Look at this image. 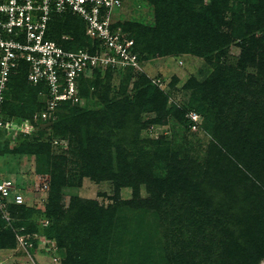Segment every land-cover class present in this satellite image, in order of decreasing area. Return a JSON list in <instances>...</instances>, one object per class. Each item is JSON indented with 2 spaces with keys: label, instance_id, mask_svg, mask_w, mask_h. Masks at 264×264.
I'll return each instance as SVG.
<instances>
[{
  "label": "trees",
  "instance_id": "1",
  "mask_svg": "<svg viewBox=\"0 0 264 264\" xmlns=\"http://www.w3.org/2000/svg\"><path fill=\"white\" fill-rule=\"evenodd\" d=\"M141 1L153 7V26L125 21L116 25L133 40L143 71L133 73L131 70L113 71L94 67L81 74L78 86L79 98L85 99L103 91L102 87H107L104 90L109 91L107 83L113 77L127 76V80L135 77L141 88L134 99L101 96L106 108L94 121L92 113L82 110L80 103L60 102L51 127L57 135L74 143L76 147L71 145V151L77 153L84 176L111 180L116 191L120 187L131 188L132 198L104 209L95 201L71 197L64 207L60 204L58 191L42 212L37 210L34 214L47 222L46 226H39L40 220L30 219L27 215L33 213L36 206L26 200V194L32 195L33 192L34 162L40 155V149L44 147L49 153L50 143L33 148L24 144V147L6 150L0 153V158L12 156L17 169L21 166L25 168L29 181L26 193H21L23 204L8 206L13 220L11 227L0 219V250L17 248L16 235H31L33 241L29 242L30 247L38 244L33 238L35 236L44 238L49 244L54 242L60 264H91L103 256L104 264L108 243L102 244L100 233L104 236L106 232L114 231L116 212L142 204L139 182L157 186L161 192L155 194L154 200L160 203L164 198L169 205L175 206L168 214L170 224L175 226L172 245L177 248L172 264H210L212 261L208 260L214 254L218 258L211 264H258L264 258V77L262 83L257 81V84L253 79L244 77L231 81L229 73L218 67L202 82L190 78L186 87L200 95L201 104L181 109L173 107L170 111H176L186 133L191 132L193 125L188 114L195 113L201 118L197 126L203 128L211 139L206 163L197 165L189 162L185 165V160L176 158L178 153L173 152L171 155L174 158H171L169 148H161L159 142L157 146L160 148L153 150V156L168 163L167 176L160 180L152 178L150 172L147 175L145 168L137 167L133 159V143H138L142 127L159 124L157 116H163L159 113L165 108L167 98L158 90V84H152L144 66L155 57L176 59L183 55H195L204 59L206 64L219 63L227 53L231 37L240 33L219 35V24L223 23L221 8L227 9L225 1L222 5L223 0ZM251 1L254 6L257 0ZM263 18L264 3L248 11L243 26L247 35L256 31ZM229 24L234 25L233 22ZM47 39L67 51L81 49L93 53L97 44L86 36L84 23L70 13L52 17ZM257 43L252 35L241 44L244 63L241 67L255 64ZM233 91L236 94L229 95ZM152 92L150 99L148 95ZM46 93L44 85L28 83L27 66L23 63L9 78L1 115L5 121L18 125L25 120L29 122L31 132L17 131L23 140L33 137L37 125L33 116L44 110ZM156 104L159 108L155 107ZM152 109L157 116L142 124L139 115L147 111H151L147 114L154 112L156 115ZM5 133L8 134L0 129V134ZM10 135L13 134L10 132ZM132 137L136 140H131ZM163 144L165 147L166 144ZM111 147L116 149L114 158L110 153ZM63 185L65 183L61 187ZM200 239L209 241L210 252L206 247L200 252L195 251L202 247L198 244ZM177 241H185L186 247L180 249ZM113 248L116 247H110ZM201 253L206 256L205 260Z\"/></svg>",
  "mask_w": 264,
  "mask_h": 264
},
{
  "label": "rangeland",
  "instance_id": "2",
  "mask_svg": "<svg viewBox=\"0 0 264 264\" xmlns=\"http://www.w3.org/2000/svg\"><path fill=\"white\" fill-rule=\"evenodd\" d=\"M122 1V8L117 16L120 20L137 23L142 26L154 25V11L149 3L141 0ZM224 1L227 3V9L222 7L221 13L223 23H225L219 24L218 33L219 35L231 36L233 32H239L241 36L238 34L237 37H231L232 40L227 53L220 59L219 63L206 64L204 59L195 55H183L176 59L155 57L144 66L152 84L154 83L153 80L159 79L161 81L157 83L159 85L157 88L167 98L165 108L159 113L165 119L163 116H157V112L153 109L156 115L154 112L147 114L151 111L139 115L141 123H148L155 116L160 118V122L159 124H149L142 127L137 137L138 143H133L135 144L133 148L135 154L133 153L134 155L132 154V156L137 162V167H144V172L147 175L150 172L152 178L162 180L168 173V163L163 160H157L159 158L153 156V150L156 151L160 148L157 146L159 142H161V148H169L171 158H174L171 155L173 152L178 153L176 158L179 161L185 160V165L189 162L197 165L206 163L208 145L211 140L210 136L204 132L203 128L198 126L195 129H191V132L186 133L176 111H170L173 107L181 109L190 106L196 107L201 104L200 95L195 94L192 92L193 90L186 87V82L190 78H195L198 82H202L210 72L218 67H223L225 72L229 73L230 76L228 77H230L231 81H234V78L239 80L244 77L247 80L253 79L256 84L257 81L262 83L264 77V18L261 25L255 29L256 31L251 32L249 35L245 32L243 26L246 23L248 11L251 9L255 10L257 6L261 7L264 0H259V2L257 0L254 6L251 0H223L222 5L225 4ZM138 5L140 6L138 7ZM231 22L234 25H230L229 23ZM252 35L258 42L255 48V64H246L241 67V65H244L241 59L243 56L241 44ZM126 77H113L109 83L104 82L109 84V91L104 90L107 87H102L103 91H99L97 95L92 94L85 99H80L79 105L82 110L92 113L94 121L96 118L99 119V116L102 115L106 108L104 99L101 96L133 100L141 88V84L137 82L138 79L135 77H129L128 80L125 79ZM89 92L91 93V90ZM235 94L236 92L234 91L229 93V95ZM148 96L151 99L153 92ZM155 107L159 108L157 104ZM55 117L54 114H51L47 115L46 119L36 118L34 124L37 125L31 139L23 140L22 137L17 135V132H11L13 135H10V133L0 134V153L20 146L24 147V144H28L30 148H33L34 146L38 147L40 144L50 143L49 153L46 148L41 147L40 155L34 162L36 174L33 179V192L32 195L27 193L28 197L26 194V200L30 204H34L36 210L27 214L29 218L40 220L39 226H46V220L34 214L37 213V210L42 212V209L44 210L48 206L50 198L58 191L61 197L60 204L64 207L67 206L71 197L95 201L104 209H109L119 201L131 199V188L120 187L116 191L115 183L111 180L104 179L102 181L99 177L83 175L81 161L76 156L77 153L74 150L71 151V145L76 147L74 143L69 141L67 137L57 135L51 128L52 123L55 122ZM49 119L52 120L49 121ZM197 121L198 125L201 118L199 117ZM31 131L28 128L18 132L26 134ZM163 136L165 138H162ZM131 140H136V137H132ZM162 141L166 144L165 147ZM115 152L116 149L111 147L110 153L113 158ZM15 162L16 160L12 156L0 158V179H11L15 183L16 188L25 194L29 181L27 178L28 174L22 166L17 169ZM31 166H33V163ZM171 166L173 167L174 165ZM61 173H64V175L62 176ZM63 183L65 185L61 187ZM138 186L139 199L142 204L135 206L133 209L126 207L116 212L114 217L117 223L116 228H114L115 232H106L104 236L100 233L102 244L108 243L106 245L108 255L104 264H172L173 262V256L177 250L172 245V239L175 238L172 230L175 226L170 224L171 219L168 214L171 212V207L175 206L169 205L168 200L164 199L163 196L160 203L158 200H154L155 194L159 195L161 192L157 186L139 182ZM174 203H176L175 200ZM101 221H103V218ZM33 238L38 243L36 247L22 246L18 243L17 248L0 250V264H60V257L55 254L54 242L49 244L44 238L38 236ZM23 240L28 243L33 241L31 235H24ZM200 241L198 244L202 247L195 251L200 252L206 247V250L210 252L208 248L210 246L209 241L201 239ZM177 242L180 243V249L186 247L185 241ZM113 245L116 248L110 249ZM203 254L201 253V257L205 260L206 256ZM103 258L104 256L97 258L91 264H103ZM217 258V254H214L208 262L212 261L211 263H214ZM258 264H264V258L260 259Z\"/></svg>",
  "mask_w": 264,
  "mask_h": 264
},
{
  "label": "built area",
  "instance_id": "3",
  "mask_svg": "<svg viewBox=\"0 0 264 264\" xmlns=\"http://www.w3.org/2000/svg\"><path fill=\"white\" fill-rule=\"evenodd\" d=\"M122 4V0H0V129L8 133L30 129L27 120L18 125L1 115L9 78L22 63L27 66L28 83L44 85L47 90L45 108L33 116L34 121L54 114L60 102L79 103V79L87 70L143 71L133 40L116 25L122 21L117 17ZM66 13L84 23L86 36L97 43L93 53L67 51L47 39L52 17ZM188 118L195 129L199 116L189 113ZM23 202L13 181H0V219L7 226L11 227L12 221L8 206ZM23 237L16 235L17 242L30 247Z\"/></svg>",
  "mask_w": 264,
  "mask_h": 264
}]
</instances>
